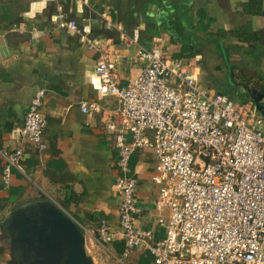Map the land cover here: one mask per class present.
Returning a JSON list of instances; mask_svg holds the SVG:
<instances>
[{
  "label": "crops",
  "instance_id": "1",
  "mask_svg": "<svg viewBox=\"0 0 264 264\" xmlns=\"http://www.w3.org/2000/svg\"><path fill=\"white\" fill-rule=\"evenodd\" d=\"M60 19L88 25L92 38L116 50L110 57L121 85L142 69L138 45L131 41L138 29L143 46L158 36L173 58L198 56V80L208 88L239 102L252 100L244 85L264 89V0H0V264H19L3 223L15 208L30 202L50 198L60 203L84 227L86 241H97L101 219L112 230L119 227L118 131L113 130L121 126L119 104L96 88L100 52L61 26ZM217 36H223L225 52H220ZM39 88L46 90L43 152L19 132ZM228 88L237 97L225 92ZM96 100L100 112L81 110L82 103ZM124 138L130 139L126 131ZM17 147L24 150L31 179L13 168L5 185L1 151ZM156 163L151 149L131 156L140 208L136 226L153 230L159 239L166 229L160 218L167 221L169 212H159L153 203L159 191L153 180ZM123 246L117 239L109 249L120 260L153 264L143 248L122 257Z\"/></svg>",
  "mask_w": 264,
  "mask_h": 264
},
{
  "label": "built area",
  "instance_id": "2",
  "mask_svg": "<svg viewBox=\"0 0 264 264\" xmlns=\"http://www.w3.org/2000/svg\"><path fill=\"white\" fill-rule=\"evenodd\" d=\"M59 21L100 52L96 88L100 96L113 95L119 104L121 126L110 127L118 131L119 227L112 230L101 219L97 241L109 249L122 240V257L143 248L153 264H264V117L254 101L239 102L202 85L196 72L198 56L173 58L158 36L151 46H143L138 29L131 41L138 45L142 69L128 85H121L110 57L116 50L92 38L88 25L75 19ZM45 95L44 88L36 90L19 128L39 152L47 148ZM81 110L98 113L101 104L85 102ZM146 148L157 159L153 180L159 191L153 203L159 212H169L167 221L160 218L166 229L159 239L153 230L136 226L140 208L131 156ZM1 155L5 185L13 168L31 179L22 147Z\"/></svg>",
  "mask_w": 264,
  "mask_h": 264
},
{
  "label": "water",
  "instance_id": "3",
  "mask_svg": "<svg viewBox=\"0 0 264 264\" xmlns=\"http://www.w3.org/2000/svg\"><path fill=\"white\" fill-rule=\"evenodd\" d=\"M264 116V89L244 85ZM19 264H95L84 227L50 198L15 208L3 223Z\"/></svg>",
  "mask_w": 264,
  "mask_h": 264
},
{
  "label": "rangeland",
  "instance_id": "4",
  "mask_svg": "<svg viewBox=\"0 0 264 264\" xmlns=\"http://www.w3.org/2000/svg\"><path fill=\"white\" fill-rule=\"evenodd\" d=\"M223 36H217V39L219 40V43L222 44V47L220 52H225V42H220ZM214 38V37H213ZM216 39V40H217ZM217 40V41H218ZM228 94L237 97V93L233 89H225ZM97 240V239H96ZM100 246V247H99ZM86 247L88 253L93 257L95 264H141V263H135L134 261H130L129 258H124L120 260L118 256H115L113 252L102 246L98 241L92 240L90 238L86 241ZM95 249H97L98 255L95 254Z\"/></svg>",
  "mask_w": 264,
  "mask_h": 264
},
{
  "label": "trees",
  "instance_id": "5",
  "mask_svg": "<svg viewBox=\"0 0 264 264\" xmlns=\"http://www.w3.org/2000/svg\"><path fill=\"white\" fill-rule=\"evenodd\" d=\"M218 42H219V41H218ZM151 260H153V259H152V255L150 254V259H149V261H151Z\"/></svg>",
  "mask_w": 264,
  "mask_h": 264
}]
</instances>
